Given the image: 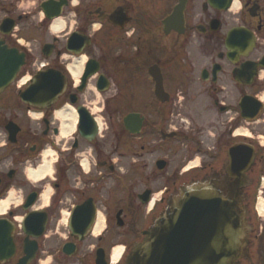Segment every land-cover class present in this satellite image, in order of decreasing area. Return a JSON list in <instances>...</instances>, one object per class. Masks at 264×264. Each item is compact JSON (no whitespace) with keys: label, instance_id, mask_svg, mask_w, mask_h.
<instances>
[{"label":"flooded vegetation","instance_id":"af4514ba","mask_svg":"<svg viewBox=\"0 0 264 264\" xmlns=\"http://www.w3.org/2000/svg\"><path fill=\"white\" fill-rule=\"evenodd\" d=\"M0 59V264H126L231 148L264 264V0H0Z\"/></svg>","mask_w":264,"mask_h":264},{"label":"water","instance_id":"95a60500","mask_svg":"<svg viewBox=\"0 0 264 264\" xmlns=\"http://www.w3.org/2000/svg\"><path fill=\"white\" fill-rule=\"evenodd\" d=\"M260 106L256 101L250 111L256 115ZM229 157L223 172L193 180L171 196L167 211L144 232L126 264H242L249 258L245 188L255 155L250 149L242 154L231 148Z\"/></svg>","mask_w":264,"mask_h":264},{"label":"bare ground","instance_id":"6f19581e","mask_svg":"<svg viewBox=\"0 0 264 264\" xmlns=\"http://www.w3.org/2000/svg\"><path fill=\"white\" fill-rule=\"evenodd\" d=\"M54 28L57 31H60L64 28V23L62 20L58 19L54 22ZM257 211L259 212V214H264V198L261 197V199H259L258 201V206H257ZM123 254V248H118L117 250V254L115 256V259H120V257Z\"/></svg>","mask_w":264,"mask_h":264},{"label":"rangeland","instance_id":"374dc122","mask_svg":"<svg viewBox=\"0 0 264 264\" xmlns=\"http://www.w3.org/2000/svg\"><path fill=\"white\" fill-rule=\"evenodd\" d=\"M262 197L264 198V194H263ZM255 214L257 215L258 219H261V222L264 223V214H261V216H260L258 211H256Z\"/></svg>","mask_w":264,"mask_h":264}]
</instances>
